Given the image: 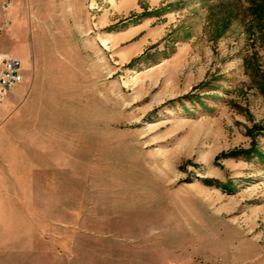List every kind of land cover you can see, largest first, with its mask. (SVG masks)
I'll list each match as a JSON object with an SVG mask.
<instances>
[{"label":"rangeland","instance_id":"1","mask_svg":"<svg viewBox=\"0 0 264 264\" xmlns=\"http://www.w3.org/2000/svg\"><path fill=\"white\" fill-rule=\"evenodd\" d=\"M0 27V264H264V0H0Z\"/></svg>","mask_w":264,"mask_h":264},{"label":"built area","instance_id":"2","mask_svg":"<svg viewBox=\"0 0 264 264\" xmlns=\"http://www.w3.org/2000/svg\"><path fill=\"white\" fill-rule=\"evenodd\" d=\"M2 28L0 27V32ZM24 84L22 60L9 53H0V107Z\"/></svg>","mask_w":264,"mask_h":264},{"label":"bare ground","instance_id":"3","mask_svg":"<svg viewBox=\"0 0 264 264\" xmlns=\"http://www.w3.org/2000/svg\"><path fill=\"white\" fill-rule=\"evenodd\" d=\"M103 43H104L105 45H108V40L103 39Z\"/></svg>","mask_w":264,"mask_h":264},{"label":"crops","instance_id":"4","mask_svg":"<svg viewBox=\"0 0 264 264\" xmlns=\"http://www.w3.org/2000/svg\"><path fill=\"white\" fill-rule=\"evenodd\" d=\"M0 53H9V52L8 51H2V50H0ZM9 54L13 55L12 53H9Z\"/></svg>","mask_w":264,"mask_h":264}]
</instances>
